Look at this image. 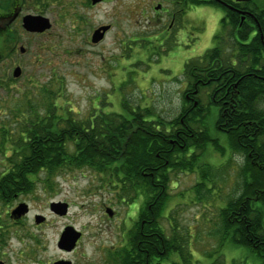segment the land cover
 Listing matches in <instances>:
<instances>
[{"label":"rangeland","instance_id":"rangeland-1","mask_svg":"<svg viewBox=\"0 0 264 264\" xmlns=\"http://www.w3.org/2000/svg\"><path fill=\"white\" fill-rule=\"evenodd\" d=\"M159 1L162 0H108L90 8V0H63L55 7L51 30L24 40L23 45L28 50L24 60L0 58V133L7 128L8 156L18 144L21 129L12 114L16 107L24 104L25 95L35 101L26 103L27 107L34 104L40 109L39 114H45L49 105L56 104L65 110H73L74 117L82 120L90 113H97L100 107L104 113L120 112V103L125 99L143 107L150 105L164 120L179 115L182 94L175 80L170 79L177 74L176 68L161 55L151 54L150 48L148 54L142 56L136 48L124 52L122 47L130 34L139 28L144 32L150 24L142 14L139 27H135L134 19L130 18L140 11L137 4L140 2L142 8L152 14V7ZM209 21L213 23L214 18L210 16ZM101 24H111L113 29L101 45L94 46L92 31ZM6 51L7 45L0 44V54ZM17 63L23 67L19 79L13 76ZM47 89L52 92L51 102L44 101L48 97ZM212 131L218 135L214 139L217 138L220 147L226 150L221 149V152L226 154L222 157L220 149L215 150L213 143H209V150L201 161L212 167L215 179L224 178L218 183L214 179L215 183L206 182L210 195L205 193L206 199L197 200L195 186L201 181L199 175L173 174L172 179L178 184L170 187V202L158 221L168 237L174 235L171 224H178L177 234L182 236L178 237L185 246L184 254L189 256L190 251L192 256L186 263L178 254H173L162 264H236L242 258V264H252V257L243 249L230 243L218 248V211L225 207L230 196L239 193V188L237 170L226 168L222 171L224 164L234 160L227 137L224 133L217 134L214 128ZM3 146L2 143L0 162L5 160ZM4 171L5 167L0 163V172ZM41 178L43 180L45 176L41 174ZM104 184L89 169L66 170L51 188H45L40 182L33 192L18 196L13 206L24 202L29 205V214L19 223L8 217L0 219V223L10 225L2 246L10 255V264H22L19 262L27 254L35 255L38 262L31 261L33 264H53L64 257L57 243L61 232L68 227L83 231L77 256H84L94 264L110 261V251L127 237L123 236L128 234L126 221L137 216L144 200L135 198V204H130L127 203L129 199L124 198L125 203H121L122 197L104 188ZM52 202L68 203L67 216L55 215L50 210ZM35 216H44L46 223L38 226Z\"/></svg>","mask_w":264,"mask_h":264},{"label":"trees","instance_id":"trees-1","mask_svg":"<svg viewBox=\"0 0 264 264\" xmlns=\"http://www.w3.org/2000/svg\"><path fill=\"white\" fill-rule=\"evenodd\" d=\"M45 92L48 97L44 101L51 102L52 92L48 89ZM243 93L242 99L249 102V92ZM181 99V111L172 120H164L150 105H135L128 99L120 103V112L104 113L100 107L97 113H90L82 120L74 117L73 110L56 104L49 105L43 110L45 114L40 115V109L34 104L27 107L26 103L35 101L25 95L24 104L16 107L12 114L21 129L18 144L9 156L7 128L0 133V153L3 143L5 158L0 163L6 167L0 172V197L29 194L40 182L45 188H51L66 170L89 169L105 183L104 188L122 197L121 203H125L124 198L129 199L130 204H135V198L144 200L133 220L138 219L129 232V243L119 251L122 264H154L155 261L162 264L173 254L187 263L192 253L184 254L185 246L179 239L182 236L177 234L178 224L172 218L174 235L168 237L158 217L171 199L168 185L171 173L199 175L201 181L195 186L197 200L206 199L205 193L210 195L206 182L218 183L224 178L215 179L212 167L201 161L209 150V143L221 152L218 140L213 139L217 136L212 131L214 128L217 134H226L231 150L246 156L245 165L238 172L239 193L230 196L225 207L218 211V248L230 243L252 257V264H264V145L257 143V138L264 136V108L246 107L243 101L236 109L216 110L204 108L201 103L192 106L183 94ZM221 125L225 131L221 130ZM183 131L188 133V143L179 151L177 164H171L174 171L152 170L173 159L171 141L181 140ZM168 134L171 136L165 138ZM178 143L182 145L181 141ZM226 168H230L229 165L222 171ZM41 174L45 176L43 180ZM141 179L146 184H141ZM157 180H161L158 185L151 184ZM139 183L141 186L134 185ZM144 220L147 222L143 223ZM242 259L236 264H242Z\"/></svg>","mask_w":264,"mask_h":264},{"label":"flooded vegetation","instance_id":"flooded-vegetation-1","mask_svg":"<svg viewBox=\"0 0 264 264\" xmlns=\"http://www.w3.org/2000/svg\"><path fill=\"white\" fill-rule=\"evenodd\" d=\"M62 1L0 0V44L7 45V51L0 54V58L13 59L15 57L16 60H24L28 53L27 48L23 45L24 40L45 35L51 30L54 23L55 7ZM107 2L108 0L96 2L90 0L89 7L93 8ZM137 5H139L140 11L134 12V18H130L134 19L135 27H139L142 14H145L144 18L150 20V24L144 32H141L139 28L129 35V39L122 43L124 52L136 48L138 54L144 56L148 54V48H150L151 54L164 57L167 63L177 70V74L171 76L170 79L175 80L180 92L189 103H192V106L197 107L201 103L204 108L236 109L244 101L246 107L249 105L264 108V0H162L152 7V14H149L150 11L147 8H142L140 2ZM46 6L49 8L46 9ZM61 11L62 9L60 13ZM48 13L50 14L48 15ZM28 16L49 20L51 28L41 33L29 31L24 27L25 18ZM210 16L214 18L213 23L209 21ZM103 27H109V29L101 41L94 43L92 39L95 31ZM112 29L111 24H101L93 29L92 44L94 46L101 45ZM22 49L25 51L23 52ZM18 67L21 68L23 75V67L20 63L15 65L14 70ZM243 92H249V102L242 99V97L244 98ZM248 123L252 124V122ZM221 130L225 131L223 125H221ZM182 134L181 140L177 138L176 141H171L172 152L175 153L173 159H169L161 167H154L152 170L157 173L174 171L171 164H177L181 156L179 151L183 150L188 143V133L183 131ZM170 136L169 134L165 135V138ZM216 140L218 139L216 138ZM178 141H181L182 145H178L180 143ZM239 141L242 142L240 138ZM257 143L262 147L264 136L257 138ZM231 153H233L234 160L223 166L229 165L231 170H237L238 174L241 166L245 165L246 156L243 152L231 150L230 155ZM10 168L13 169V166ZM173 174L170 175L171 181L168 184L170 187L178 184V181L172 179ZM183 174L188 175L189 173L184 172ZM141 182L143 185L146 184L143 179ZM160 182L161 180H157V183L152 181L151 184L158 185ZM141 184L134 185L141 186ZM17 197L12 195L0 197V210L2 209L0 219L8 217L19 223L22 222L23 216L29 214L28 204L29 211L26 215L13 214L19 205L24 204L22 202L18 203L16 207L13 206ZM134 219L133 217L126 221L128 234L123 236L127 237L122 240L120 246H114L110 251V261L102 258L106 264H120L122 261L119 251L129 243V232L138 221V219L133 221ZM45 221L38 224L35 216V223L38 226L45 224ZM146 222V220L143 221V223ZM9 231L10 225L4 224V222L0 223V264H10V255L2 247L4 234ZM79 231L82 235L76 246L70 251L62 250L58 246L64 231L61 232L57 246L64 257L61 256L53 264L59 261H63V264H94L84 256H77L83 239V231ZM19 258L22 259L23 256H19ZM31 261L38 262L35 255L27 254L19 263L33 264Z\"/></svg>","mask_w":264,"mask_h":264},{"label":"water","instance_id":"water-1","mask_svg":"<svg viewBox=\"0 0 264 264\" xmlns=\"http://www.w3.org/2000/svg\"><path fill=\"white\" fill-rule=\"evenodd\" d=\"M98 0H93V2H96ZM24 27L28 29L31 32H43L51 27V24H49V20L41 18V17H33L28 16L25 18L24 21ZM109 29V27H103L95 31L92 41L94 43H97L101 41L105 35V32ZM24 52L25 50L22 49ZM22 74L21 68H16L13 72V76L15 78H19ZM50 209L53 213L59 216H65L68 212V204L64 202H52L50 204ZM26 213H28V206L27 204H21L17 209L14 210V215L23 216ZM110 213V211H109ZM113 213L111 212L110 215ZM45 221V218L43 216H37L36 222L43 223ZM81 237V233L78 232L73 227H68L66 230L62 233L60 241H59V248L63 250H72L76 244L79 238ZM56 264H63V261H59Z\"/></svg>","mask_w":264,"mask_h":264}]
</instances>
